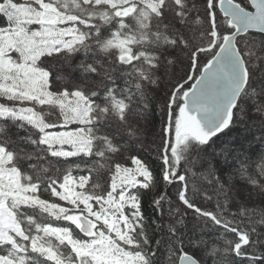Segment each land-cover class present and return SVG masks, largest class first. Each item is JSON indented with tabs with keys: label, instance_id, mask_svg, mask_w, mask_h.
<instances>
[{
	"label": "snow or ice",
	"instance_id": "snow-or-ice-1",
	"mask_svg": "<svg viewBox=\"0 0 264 264\" xmlns=\"http://www.w3.org/2000/svg\"><path fill=\"white\" fill-rule=\"evenodd\" d=\"M258 147L264 0H0V264H264Z\"/></svg>",
	"mask_w": 264,
	"mask_h": 264
},
{
	"label": "trees",
	"instance_id": "trees-1",
	"mask_svg": "<svg viewBox=\"0 0 264 264\" xmlns=\"http://www.w3.org/2000/svg\"><path fill=\"white\" fill-rule=\"evenodd\" d=\"M254 147H256V146H254ZM259 150H264V148H259V147H258V151H259Z\"/></svg>",
	"mask_w": 264,
	"mask_h": 264
}]
</instances>
